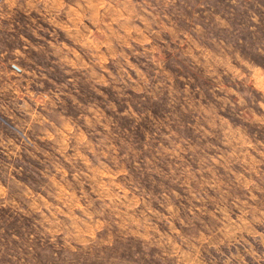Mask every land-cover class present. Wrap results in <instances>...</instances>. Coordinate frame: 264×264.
Here are the masks:
<instances>
[{"label":"rangeland","instance_id":"374dc122","mask_svg":"<svg viewBox=\"0 0 264 264\" xmlns=\"http://www.w3.org/2000/svg\"><path fill=\"white\" fill-rule=\"evenodd\" d=\"M0 264H264V0H0Z\"/></svg>","mask_w":264,"mask_h":264}]
</instances>
